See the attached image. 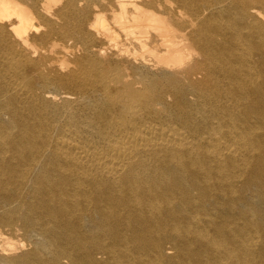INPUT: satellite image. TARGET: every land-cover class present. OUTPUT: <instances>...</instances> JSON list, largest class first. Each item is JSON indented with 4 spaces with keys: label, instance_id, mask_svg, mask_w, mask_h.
<instances>
[{
    "label": "bare ground",
    "instance_id": "obj_1",
    "mask_svg": "<svg viewBox=\"0 0 264 264\" xmlns=\"http://www.w3.org/2000/svg\"><path fill=\"white\" fill-rule=\"evenodd\" d=\"M0 264H264V0H0Z\"/></svg>",
    "mask_w": 264,
    "mask_h": 264
}]
</instances>
